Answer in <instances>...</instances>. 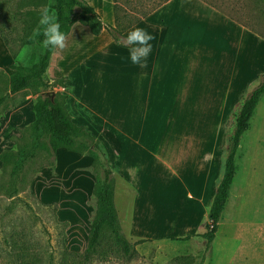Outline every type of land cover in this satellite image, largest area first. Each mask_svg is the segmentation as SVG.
<instances>
[{
    "label": "crops",
    "instance_id": "1",
    "mask_svg": "<svg viewBox=\"0 0 264 264\" xmlns=\"http://www.w3.org/2000/svg\"><path fill=\"white\" fill-rule=\"evenodd\" d=\"M85 1L104 22L114 24V0ZM220 23L238 30V44L245 37L253 44L259 39L203 0H167L124 32L127 35L133 26H139L155 37L144 66L132 64L127 59L129 48L116 44L106 30L92 35L79 22L67 35V47L54 48L55 76H66L70 85L66 109L73 122L84 126L105 149L114 176V205L128 241L182 237H158L155 230L162 219L171 224L175 219H187L183 236L205 231L216 182L222 176V158L213 149L212 138L227 115L235 90L247 86L241 82L249 73L246 68L251 56L249 52L242 64L235 63L236 54L225 52L229 38ZM207 26L214 29L213 34H221L218 43L217 36L211 41L216 51H206L208 48L195 43ZM191 48L199 52L192 56ZM12 63L0 34V69ZM95 64L103 65L102 82L108 84L103 86L102 101L93 86H78L77 73ZM121 83L131 86H112ZM213 86L219 88V94L211 93ZM111 95L118 99H110ZM164 99H168L167 109ZM213 122H217L211 130L213 137L208 138L205 125ZM65 150L57 149L70 155L73 164L82 163L73 168L89 166L90 157ZM71 182L87 192L93 186L88 175L71 177ZM177 190L182 193L180 203ZM174 208L175 213L167 214ZM196 211L206 218L190 226Z\"/></svg>",
    "mask_w": 264,
    "mask_h": 264
},
{
    "label": "rangeland",
    "instance_id": "2",
    "mask_svg": "<svg viewBox=\"0 0 264 264\" xmlns=\"http://www.w3.org/2000/svg\"><path fill=\"white\" fill-rule=\"evenodd\" d=\"M153 1L118 0L120 8L118 13L124 22L131 21ZM205 1L262 40L256 39L253 44L251 39L245 37L241 44H238L241 37L236 32L238 30L229 28L225 23L219 24L225 34L228 33L229 44L225 52L236 54L235 63L242 64L247 53H251L246 68V72L249 73L243 76L241 82L247 86H239V89L235 90L227 115L221 124H217L214 137L211 136V130L217 122L205 125L208 127V138L213 137V149L222 158L223 173L228 137L234 127V115L249 91L264 76V0ZM52 2V0H0V31L8 39L9 46L16 54L14 63L23 65L24 70L36 62L40 53L39 45L33 47L26 40L37 26L42 8ZM213 30L207 26L195 43L202 45L204 49L208 48L206 51H216L212 48L211 41H216L217 36L218 43L221 34L216 31V34H213ZM216 45L215 43V48ZM26 46L31 49L28 53L24 52ZM191 51L194 49L191 48ZM195 51L199 52L197 49ZM195 51L192 52V56L195 55ZM1 70L7 74L0 75V95H5L7 79L13 70L9 66ZM55 74L53 53L43 77L51 83L54 91L64 93L65 89L67 108L70 106L68 78L56 77ZM104 74L102 64L97 66L95 64L87 71L80 70L77 73L80 80L78 86H93L92 91L95 89L102 101L103 86H108L102 82ZM112 86L131 85L121 83ZM218 89L217 86H213L211 93L219 94ZM89 91L91 88L88 93ZM164 93L166 98V91ZM36 96L37 93L32 88L6 95L4 104L0 106V153L6 149H15L21 142L22 130L34 118L32 105ZM110 99L117 100L118 96L111 95ZM164 100V108L167 109L168 99ZM65 152L71 154L73 151ZM81 164H73L70 155H65L64 151H56L55 155L39 152L25 167L26 183L18 197L11 201L4 191H0V264H264V94L249 119L248 128L240 137L235 155L234 178L209 250L205 247L206 239L201 236L202 232H197L192 233L187 240L168 237L165 240L145 239L138 244H134L136 241H130L134 244L135 251L125 255L112 243L107 228H104L96 252L89 260L84 261L80 254L86 247L96 204L92 189L87 192L86 188L75 186L71 182V177L75 179L80 175H88L94 184L96 174L89 166L73 168ZM218 181L219 179L216 185ZM177 192L180 203L182 193L180 190ZM167 208H171V203ZM171 212L168 211L167 214L175 213V208ZM205 218L201 211H196L189 224L192 226ZM186 221L187 219H175L171 224L162 219L155 234L161 238L168 234L183 236ZM12 241L26 246L28 255L17 259L15 254L10 252L12 246L9 247L8 243ZM34 253L37 254L36 257L31 256Z\"/></svg>",
    "mask_w": 264,
    "mask_h": 264
},
{
    "label": "trees",
    "instance_id": "3",
    "mask_svg": "<svg viewBox=\"0 0 264 264\" xmlns=\"http://www.w3.org/2000/svg\"><path fill=\"white\" fill-rule=\"evenodd\" d=\"M52 1L51 7L57 12L61 31L65 32L66 35L69 34L72 25L75 22H79L87 26L92 35H99L102 30H106L116 44L129 48L125 43V30L146 17L167 0H154L148 8L141 10L137 17L128 22H124L121 19L118 13L120 9L118 8V0H114V24L104 22L98 12L85 0ZM203 1L206 2L205 0ZM0 34L12 58L15 59L16 54L9 46L8 39L2 35L1 31ZM42 40L43 36L38 37L36 41L27 38V43L32 44L33 47H38V45L40 47L37 60L27 70H24L25 68L21 64L12 63L9 66L13 71L7 79V93L0 95L1 106L4 104L7 94H14L26 88H32L37 93L32 105L34 118L22 130L21 142L18 143L15 149H6L0 153V167L2 170L0 191H4L6 197L10 198L11 201L16 199L18 194L24 190V184L26 183L25 167L28 162L36 158L39 152L55 155L57 149L64 148L68 151L88 155L92 159L89 167L96 174L92 188L96 207L91 220L86 247L80 255L84 261L90 259L101 243L104 228H107L108 237L112 243L120 248L123 254L130 255L135 251L134 244L141 243L144 240H138L132 244L123 234L114 205L113 171L109 165L105 149L100 140L94 137L84 126L73 122L65 107L67 94L54 91L51 83L44 79L43 75L49 66L54 48L44 49L41 45ZM0 75L5 76L7 74L1 70ZM263 94L264 76L249 91L234 115V127L228 137L223 173L216 185L207 212L208 220L204 224L205 231L201 235L206 239L205 247L207 250L211 248L218 221L228 197V190L234 178L235 155L240 137L248 128L249 119ZM190 237L191 235H186L174 237L173 239L187 240ZM8 244L9 247L12 246L10 252L14 253L17 259L28 255L25 250L26 246L18 245L15 241ZM31 256L36 257L37 254L34 253Z\"/></svg>",
    "mask_w": 264,
    "mask_h": 264
},
{
    "label": "clouds",
    "instance_id": "4",
    "mask_svg": "<svg viewBox=\"0 0 264 264\" xmlns=\"http://www.w3.org/2000/svg\"><path fill=\"white\" fill-rule=\"evenodd\" d=\"M40 36H43L41 45L44 49L51 47L63 50L67 47L68 37L65 32L61 31L58 14L51 7V4L42 8L37 26L33 29L28 39L36 41ZM154 39L155 37L146 29L133 26L125 38V43L129 47L127 59L134 65L144 66L146 58L152 49L151 41ZM30 51L31 49L26 46L24 52L28 53Z\"/></svg>",
    "mask_w": 264,
    "mask_h": 264
}]
</instances>
